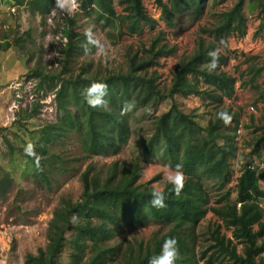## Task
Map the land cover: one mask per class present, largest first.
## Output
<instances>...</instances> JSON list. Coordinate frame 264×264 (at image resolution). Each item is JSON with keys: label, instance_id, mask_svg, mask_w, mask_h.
<instances>
[{"label": "trees", "instance_id": "16d2710c", "mask_svg": "<svg viewBox=\"0 0 264 264\" xmlns=\"http://www.w3.org/2000/svg\"><path fill=\"white\" fill-rule=\"evenodd\" d=\"M8 1L19 9L25 6L29 13L39 15L43 22L55 5V0ZM214 1L221 4L226 0ZM157 2L162 9V19L170 26L176 24L177 15L193 9L195 18H199L208 8V0ZM119 3L124 6L121 13L117 11L115 0H81L80 11L69 19V27L63 28L68 42L60 48L63 52L61 69L49 73L41 67L34 69V75L41 84L47 85V90L61 84L58 103L61 116L62 113L65 116L61 122L40 124V139L34 144L36 156L26 154L35 165L34 177L50 187L51 177L76 170V166L68 167L71 161L116 155L121 144L130 141L134 125L141 129L142 119L135 115L138 111L153 108L157 112L159 104L167 100H170V106L160 114L152 111V127L142 138L144 143L138 157L129 162L116 159L103 168L88 163L80 173L83 183L81 198L77 201L63 198L59 202L50 220L48 244L40 247L37 254H28L24 264H149L169 237L178 240L180 257L176 264H264V209L260 206L264 198L261 188L264 172L262 176L257 175L244 164L235 188L229 187L235 171L234 161L239 153L231 126L239 118V112L225 104L226 98L236 94L237 82V77L226 68L234 53L229 48L228 38L246 35L248 18L244 9L247 3L258 4L264 22V0H234L231 7L215 14L218 17L216 24L201 26L194 50L179 56L167 85L157 67L163 57L176 54L178 46L168 43L163 31L151 40L147 48L135 49L132 45L127 48L124 65L111 69L99 64L95 70L88 66L79 71L78 58L93 54L97 48L88 42L84 22L80 21L78 30H75L79 16L97 26L94 38L99 30L118 40L125 34L134 36L141 33L144 24L153 28L159 24L145 12L143 0H119ZM263 29L264 24L259 30ZM26 35L31 38V32H26ZM22 40L25 39L17 38V42ZM11 46L10 42L0 43L2 50ZM213 51L218 54V64L209 72L208 65L212 59L209 53ZM263 69H255L252 82ZM93 82L108 85L105 97L109 102L108 110L93 109L86 103L85 89ZM192 95L198 96L202 106L210 110L205 126L194 114L183 111L176 100L177 97ZM126 102L134 107L122 115ZM71 104L76 109L68 114L65 110ZM221 112L231 116L229 124L226 125L219 117ZM77 113L84 114L85 118ZM68 123L80 125L83 156H65L64 159L53 152L56 144L64 145L66 138L70 137ZM252 123L255 131L247 142L250 146L247 156L250 159L264 158V123L256 122L254 117ZM10 150L13 154L24 148L10 146ZM149 163H161L172 168L179 164L187 177L179 196L171 185L164 184L165 208L157 209L151 204L153 183L161 181V175L141 182L142 168ZM10 178L4 172L0 191H6ZM205 180L213 181L221 191L214 205L210 204L211 195ZM234 191L235 199L232 196ZM209 211L216 214L220 223H209L200 232L199 222ZM127 224L138 227L167 225L169 229L154 232L147 241L121 239L116 242L114 239ZM223 228L231 230L232 236L228 237ZM201 237L207 241L205 246H200ZM238 245H242L241 252ZM67 248L64 261L62 256Z\"/></svg>", "mask_w": 264, "mask_h": 264}, {"label": "rangeland", "instance_id": "374dc122", "mask_svg": "<svg viewBox=\"0 0 264 264\" xmlns=\"http://www.w3.org/2000/svg\"><path fill=\"white\" fill-rule=\"evenodd\" d=\"M143 1L144 3L148 2V0ZM79 2L81 5V0ZM233 2L234 0H229L225 4H216L214 0H208L207 11L199 18H195L193 9H190L184 14L177 15L176 24L170 26L160 16L157 20L159 24L154 28L144 24L141 33L134 36L125 34L118 40L111 38L106 31L98 30L95 39L103 45L105 51L102 54L97 47L93 54H85L78 58V62H80L79 71L82 67L88 66L95 70L99 64L111 69L121 64L124 65L126 61L124 54L127 48L131 45L135 49L141 46L147 48L151 40L158 37L159 32L163 31L164 39L168 43L178 46L177 53L170 55L164 61L161 59V63L157 67L167 85L170 80V70L176 66L179 56L194 50L200 27L207 25L211 27L216 24L218 17L215 14L225 11L232 6ZM252 5L249 41L243 45L242 49L245 48V52L250 54H260L261 58L255 64L257 67L262 66L264 68V38L260 35L262 30L257 29V35L260 37L254 38L255 30L253 27V20L259 16V7L257 3ZM115 6L119 13L124 11V6L119 3V0H115ZM150 9L154 13L157 12L158 14L159 12L154 11L153 8ZM71 18L72 16L65 14L54 5L51 13L45 17L43 22L39 15L29 13L25 6L19 9L8 0H0V43L10 42L12 45L6 50L0 48V179L3 178L4 172H7L11 177L6 191H0V264H24L28 254H37L40 247H45L49 242L47 234L50 228V220L59 202L63 198H71L74 201L81 198L83 183L80 180V173L87 168L88 163L92 162L96 168H103L116 159L131 161L140 155L144 143H142V138L148 134L149 128L152 127L151 120L154 118L152 111L155 112V110L153 108L141 109L135 114L142 119L140 121L142 122L140 124L141 129H137L134 125V134L130 141L121 144L122 146L116 155L93 156L91 159L87 158L80 162L71 161L68 167L76 166V170L56 174L55 178L51 177L50 187L34 177L35 165L28 160L25 153L26 145L28 142L37 144L40 139V124L59 122L65 118L63 113L61 116L58 103V89H60L61 84L58 83L56 88L47 90V85L41 84L40 79L34 75V69L41 67L45 73L58 72L61 69L63 52L60 48L65 46L63 43L66 42L67 38L63 28L69 27V19ZM78 19L74 26L76 31L78 30V23L82 21L87 30L91 29L94 32L96 25L86 22V18L83 16L82 18L79 16ZM28 31L31 32V38L26 35ZM17 38H24L25 40L17 42ZM255 39L261 41L260 45L251 49ZM230 72H233L232 66ZM262 89L264 87L260 86V89L255 88V90L248 89L246 91L240 83L239 91H237L236 96L234 95L235 101L232 104L225 101L226 106H232L234 110L239 112V119H243L246 128V139L239 148L241 157H246L250 151L247 142L255 131L252 118L254 117L256 122L259 120L260 124L264 123L263 113L255 116L248 111V106L254 102L256 95L261 93ZM176 100L180 108L186 113L194 114L202 126L207 124L210 110L202 106V101L198 96L177 97ZM242 102L246 104L244 107L241 106ZM169 106L170 100L164 101L159 104L155 113L160 114ZM35 107L36 112H34ZM75 109L76 106L71 104L65 111L72 114ZM77 115L85 118L84 114L77 113ZM131 121L134 122L133 117ZM67 128L70 129V137L66 138V144H56L53 152L64 159L65 156H83L84 151L79 135L80 125L68 123ZM232 128L233 126H231V133L234 131ZM234 143L236 144L235 140ZM10 146L24 148V150H16L12 154ZM166 167L161 163L147 164L142 168L141 182H148L160 174L161 181H156L153 185H159L163 188L167 182L162 170ZM205 184L211 195L210 204L214 205L216 200L220 198L221 191L215 187L213 181L205 180ZM229 187L235 188V182L231 181ZM232 196L233 199L236 198L235 191ZM209 223H220L212 211L208 212L207 216L199 222L200 232H203ZM168 227L167 225L160 227L156 224L138 227L127 224L123 226L121 234L114 240L116 242L121 239L127 241L144 239L147 241L154 232L166 231L169 229ZM223 231L231 236L230 230L223 228ZM206 242L201 237L200 246H205ZM239 248H242L241 245ZM67 254L68 248L62 256L64 261L67 259Z\"/></svg>", "mask_w": 264, "mask_h": 264}, {"label": "clouds", "instance_id": "9594fccd", "mask_svg": "<svg viewBox=\"0 0 264 264\" xmlns=\"http://www.w3.org/2000/svg\"><path fill=\"white\" fill-rule=\"evenodd\" d=\"M55 7L69 16H74L76 13L80 11L81 5L79 0H55ZM85 35L87 37L88 42L92 45L97 46L99 51L103 54L105 51L104 47L103 45L100 44V42L97 39L94 38V34L92 30L88 29ZM209 56L212 57L211 62L208 65V71L211 72L217 67L218 54L215 51H213L209 53ZM107 95H108V85L104 82H93L90 86H88L85 89V93H84L86 103L89 105V107L93 109L108 110L109 102L105 99ZM133 107L134 105L132 103L126 102L121 110V114L122 115L126 114L127 112L131 111ZM219 117L223 120V122L226 125L229 124L232 119L231 116L226 112H221L219 114ZM25 153L29 156L35 157L36 153H35L34 144L28 143L25 147ZM162 171L166 182L172 186V189L175 192V194L179 196L182 190L184 189L187 180L186 175L181 169V165L177 164L175 168L169 166L163 169ZM262 175L263 172L262 174H260V176ZM236 183L237 181L235 182V184ZM261 188L264 190V181H261ZM151 197H152L151 204L153 207L160 209V208H165L167 206L166 193L164 189L161 188L159 185L152 186ZM263 204H264V198L260 203L262 208H264ZM75 220L76 217L73 216V221ZM179 257H180V252H179L178 240L175 237H169L166 240H164L160 253L158 255L153 256L149 260V264H176V261L179 259Z\"/></svg>", "mask_w": 264, "mask_h": 264}, {"label": "crops", "instance_id": "0c3cea01", "mask_svg": "<svg viewBox=\"0 0 264 264\" xmlns=\"http://www.w3.org/2000/svg\"><path fill=\"white\" fill-rule=\"evenodd\" d=\"M227 1H229V0L222 2L221 4H225ZM252 4L247 3L246 4L247 8L245 7V9H244L245 15L248 18V22H247V24H248L247 25V27H248L247 32L248 33L243 37L232 36V37L228 38L229 48L232 51H234V53L230 58V61H229L228 67H227L229 69H227V70L230 72V68L232 66V69H233L232 73L237 77L236 94L238 93L237 91H239L240 83H241V86L244 87L246 91L248 89H253V90H255V88L260 89V86L264 87V69H263L262 73L260 75H258L253 82L251 81V78H253V76H254L255 69L260 68V67H257V65L255 64V63H257V61L259 62V60L261 58L259 56L260 54L259 55L250 54L248 52H245V48L242 49L243 45L248 43V41H249V39H248V37L250 35V33H249L250 27L249 26H251V23H252V12H253V5ZM258 15H259L258 18H255L253 20V27L255 30L254 38L260 37L257 35V29H259L262 26V24H264L263 19H262L263 17H262L260 10L258 12ZM260 35L263 36V38H264V29L262 30V33ZM256 40H258V39H256ZM241 90H243V89H241ZM236 94H235V96H236ZM260 95H262V96H260ZM235 96L232 98H229V99L226 98L225 101H228L230 104H232V102L235 101ZM236 102H237V99H236ZM250 104H255L258 107L259 111L257 114H255V116H258L262 113L264 115V89H262L261 93L256 95L254 102H251ZM245 105L246 104L242 102L241 106L244 107ZM263 155H264V153H262V156ZM255 229H257V226L255 227ZM227 236L229 237L230 235L227 234ZM231 236H232V232H231ZM241 247H242V245H241ZM238 249L240 252L242 251V248L240 249L239 245H238Z\"/></svg>", "mask_w": 264, "mask_h": 264}, {"label": "built area", "instance_id": "2783aa9c", "mask_svg": "<svg viewBox=\"0 0 264 264\" xmlns=\"http://www.w3.org/2000/svg\"><path fill=\"white\" fill-rule=\"evenodd\" d=\"M143 6H144L145 12L147 13V15L149 17L156 19V20H159L158 18L160 16H162V9H161L160 5L158 4L157 0H148L147 3H144V1H143ZM150 8H153L154 11H159L158 14H157V12L154 13L153 11H151ZM63 44H65V45L67 44V38H66V42H64ZM259 45H260V41L255 39L254 40V46H252L251 49L257 48ZM165 59L166 58L163 57L162 61H164ZM248 111L251 114L255 115L258 113L259 110H258L257 105L250 104L248 106ZM232 129H234L233 133L235 135L236 145L240 148V146L242 145V142L246 139V128H245L243 120L241 118L240 119L238 118L234 122ZM238 143H241V144L239 145ZM244 164H247L248 168L250 170L256 172V174H258V175H260V174H262V172H264V158L253 157V159H250L248 156L241 157L240 154L238 153V156L236 157V160L234 161L235 171L233 174V182L237 181V178L240 176V173H241V166Z\"/></svg>", "mask_w": 264, "mask_h": 264}, {"label": "water", "instance_id": "95a60500", "mask_svg": "<svg viewBox=\"0 0 264 264\" xmlns=\"http://www.w3.org/2000/svg\"><path fill=\"white\" fill-rule=\"evenodd\" d=\"M6 1V0H5Z\"/></svg>", "mask_w": 264, "mask_h": 264}]
</instances>
